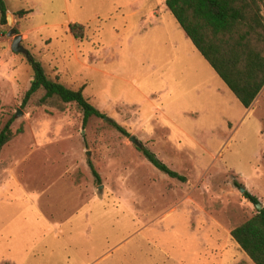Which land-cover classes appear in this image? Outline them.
I'll return each instance as SVG.
<instances>
[{
    "label": "rangeland",
    "instance_id": "obj_1",
    "mask_svg": "<svg viewBox=\"0 0 264 264\" xmlns=\"http://www.w3.org/2000/svg\"><path fill=\"white\" fill-rule=\"evenodd\" d=\"M5 4L27 54L1 24L0 128L12 119L14 137L0 153V264H253L230 232L256 213L242 189L264 208V88L244 108L165 0ZM28 54L110 122L83 125L43 90L23 106Z\"/></svg>",
    "mask_w": 264,
    "mask_h": 264
},
{
    "label": "trees",
    "instance_id": "obj_2",
    "mask_svg": "<svg viewBox=\"0 0 264 264\" xmlns=\"http://www.w3.org/2000/svg\"><path fill=\"white\" fill-rule=\"evenodd\" d=\"M165 5L198 53L241 105L250 108L264 88V0H165ZM28 13L21 10L16 15L23 17ZM0 21L2 25L9 22L5 0H0ZM68 29L74 39L83 38V25L70 24ZM27 58L32 80L24 95L23 106L34 94L43 90L42 102L55 97L65 104H75L82 112L83 125L92 118L106 117L85 98L84 87L73 90L50 80L41 63L30 54ZM12 123L11 119L0 128V153L14 137ZM110 125L129 136L115 122ZM20 132L21 129L17 131ZM138 150L159 172L181 183L186 182L184 176L172 171L148 149L141 147ZM89 166L98 182V173L91 163ZM234 185L242 187L236 181ZM243 196L254 206L259 203L248 191ZM230 235L253 264H264V208L260 211L256 209V213L234 228Z\"/></svg>",
    "mask_w": 264,
    "mask_h": 264
},
{
    "label": "water",
    "instance_id": "obj_3",
    "mask_svg": "<svg viewBox=\"0 0 264 264\" xmlns=\"http://www.w3.org/2000/svg\"><path fill=\"white\" fill-rule=\"evenodd\" d=\"M0 26H1V21H0ZM3 31H7V36L11 37L14 36V40H13V45H12V50L15 53H25L27 54V52L23 49V47L21 46V36L20 35H16V31L15 29H9V25H4L1 26ZM20 111H18L16 113V117H18L20 115ZM105 121L110 122L109 119L104 118ZM130 142L133 143L137 148L141 147V143L135 138V136H130L129 138ZM245 190H241V193H244ZM255 208L260 211L263 207L260 205V203L255 205Z\"/></svg>",
    "mask_w": 264,
    "mask_h": 264
},
{
    "label": "crops",
    "instance_id": "obj_4",
    "mask_svg": "<svg viewBox=\"0 0 264 264\" xmlns=\"http://www.w3.org/2000/svg\"><path fill=\"white\" fill-rule=\"evenodd\" d=\"M261 93V92H260Z\"/></svg>",
    "mask_w": 264,
    "mask_h": 264
}]
</instances>
